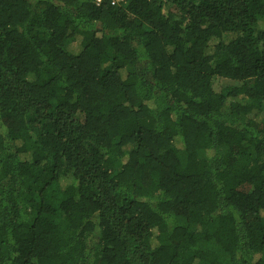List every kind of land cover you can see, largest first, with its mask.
<instances>
[{
	"label": "trees",
	"instance_id": "1",
	"mask_svg": "<svg viewBox=\"0 0 264 264\" xmlns=\"http://www.w3.org/2000/svg\"><path fill=\"white\" fill-rule=\"evenodd\" d=\"M0 264H264V0H0Z\"/></svg>",
	"mask_w": 264,
	"mask_h": 264
},
{
	"label": "built area",
	"instance_id": "2",
	"mask_svg": "<svg viewBox=\"0 0 264 264\" xmlns=\"http://www.w3.org/2000/svg\"><path fill=\"white\" fill-rule=\"evenodd\" d=\"M103 0H97V3H101ZM113 3L123 2L124 0H111Z\"/></svg>",
	"mask_w": 264,
	"mask_h": 264
}]
</instances>
